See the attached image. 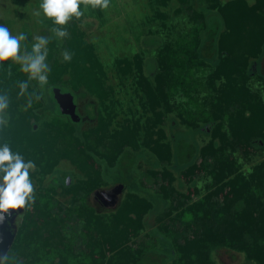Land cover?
<instances>
[{"label":"rangeland","instance_id":"rangeland-1","mask_svg":"<svg viewBox=\"0 0 264 264\" xmlns=\"http://www.w3.org/2000/svg\"><path fill=\"white\" fill-rule=\"evenodd\" d=\"M233 1L109 0L108 9L81 4L84 14L73 17L64 26L69 38L50 41L47 59L51 70L48 84L40 90L45 93L48 106L55 105L54 89L47 88L51 82L70 88L77 96L81 117L77 128L81 137L89 141V150L101 160L99 164L85 154L77 132L61 133L50 125L55 117L53 111L35 108L41 118H32L29 128L25 117L32 105L27 106L28 94L18 95V82L26 78L0 75V93L7 91L11 98L9 124L0 131V145L7 141L12 151L34 161L36 169L30 173L47 163L51 170L41 183L33 181L34 195L53 199V211L58 213L53 217L51 212L33 206L23 215L8 217L15 235L10 251L18 241L20 253L33 264H131L144 245L143 236L157 231L162 239L174 245L173 250L163 245L156 251L159 264H264V206L251 200L253 194L246 189L249 181L221 191L223 184L218 176L224 170L231 172L232 168L245 176L255 171L258 175L250 179L264 180V168L261 169L264 148L259 149L253 143L258 148L254 150L246 143L252 129L242 126L246 123L242 118L233 117L230 136L221 138L217 131L212 136L213 123L190 130L174 114L165 113L155 92L159 46L184 29H196L203 38L204 17L209 27L220 23L223 14L219 6L223 5L230 6L225 9V16L229 17L224 18L223 33L227 36L221 58L225 60L219 70L214 69L213 76L221 86L226 83L234 90L227 103L232 114H238L248 101L256 103L257 91L247 87L245 70L252 78L258 76V83L261 81L257 55L258 42L264 37H257L254 30L264 28V10L248 8L256 6V0ZM39 3L40 0H0V24L9 27L13 34L26 33L29 44L35 35L51 36L49 29L57 25L43 15L34 14ZM235 25L242 32L233 29ZM65 50L73 54L71 62L63 61ZM259 85L255 84V89ZM28 93H33L30 88ZM255 123L249 122L252 127ZM214 138L227 148L223 155L219 152L215 156L216 149L211 147ZM181 142L184 145L179 148ZM189 145L206 149L205 156L200 155L190 166L179 157ZM171 148L175 159L171 160L169 154L170 160L165 158L162 163L158 151L171 153ZM230 153H235V157L231 158ZM116 160L118 164L114 167ZM221 167L225 169L215 173ZM66 174L72 179L69 189L63 181ZM89 175L94 178L95 187L99 186L97 191L127 185L114 208L104 207L94 196L96 191L86 200L94 212L84 208L86 189L82 184L90 179ZM234 189L235 194H245V210L238 214L241 231L247 232V238L252 236L249 241L239 236L241 231L234 224L238 218L230 203L235 197L231 194ZM130 191L146 196L153 203L139 238L132 236L133 228L127 226L124 202ZM190 207L197 213L193 221L182 216ZM133 218L138 222L136 216ZM203 237L204 242L235 237L232 241L236 249L220 248L208 260L204 245L199 247ZM237 248L245 250L240 252Z\"/></svg>","mask_w":264,"mask_h":264},{"label":"trees","instance_id":"trees-1","mask_svg":"<svg viewBox=\"0 0 264 264\" xmlns=\"http://www.w3.org/2000/svg\"><path fill=\"white\" fill-rule=\"evenodd\" d=\"M238 2L244 3L246 1L239 0ZM255 4L256 6H248V8L254 10L259 8L261 10H264V0H256ZM229 7L230 6H219V9L222 11L223 15H220L221 22L216 23L215 26L213 24V26L209 27V22L206 19V16L204 17L205 19L203 20V22L201 21L205 24V35L203 38H201L200 33L197 32L196 29H184L183 31H180L173 39L167 40L159 46L157 51L158 78L156 80L155 92L158 93L159 98L163 103L165 113L174 114L176 117H178L181 124L190 130H198L202 124L213 123L214 128L212 136L217 131V133L220 134V137L223 138L225 135L230 136L232 134L233 117H240V119L242 118V121L244 120V122H246L245 124L242 123V126L245 128L252 129L248 133V135L246 134L248 139V142L246 143L247 145H250L254 150H258V148H255V146H253V143L256 146H260L259 149L264 148V143H261V139L264 141V39L258 42L259 51L257 55L260 56L259 69L261 72V81L258 83L256 80H260L259 77L257 76L252 78L247 74V68L245 70L246 82H248L249 84V86L247 87L253 88L255 91H257L256 103H254V101L251 102L252 100L248 101L247 104L245 103L244 107L240 111H238V114H232L233 112L229 110L230 106L227 105V103L229 104L230 102L228 95L232 94L234 90L232 89V87L228 88V84L226 83L224 86H221V82L213 76V71L215 72V70H219L225 60L221 58V52L224 48V39L227 36L223 33L224 26L226 25L225 19L226 17H229L228 15L225 16V9ZM247 18L248 17L244 16L243 19L247 20ZM238 28L235 25L233 29ZM263 29L254 30V33L257 35V37H264ZM239 30L240 32H242L241 27L239 28ZM230 36H232V34ZM0 75L14 79H18L19 77H22V79H27L26 74L21 73L19 71L18 66L12 68V74L10 76L8 75L7 71L3 69H0ZM255 84H260L259 88L255 89ZM29 88L31 89V92H35V94L39 95L41 98L39 100H36L35 96H33L34 102L32 104V110L28 111V115L27 117H25L28 127L30 128V126H32L33 124L32 118L38 120H40L41 118L34 112L35 108H37L38 110H40V108H43L44 110H51L55 113V117L51 121L50 125L59 130L61 133L74 134L77 132V135L79 137L78 140L85 154L92 158L98 164L101 163V160H99L98 157L89 150V141L81 137L82 134L79 133L77 128L81 124L74 123L68 116H63L60 112L58 104L55 101V98L52 100L57 110H53L54 106L52 105L48 106L46 104L47 102H45V93L41 92L40 86L35 81L31 82ZM47 88H60L62 92H71L73 94L70 88L61 84H57L55 82H51ZM77 102L78 98L77 96H75V103L77 104ZM251 121H255L257 123H255V125H253L252 127L249 124V122ZM244 132L245 131L243 130V134ZM183 145L184 144L182 142L179 143V148ZM211 147L216 149L215 156L219 152H222L223 155L225 150L227 149L226 147L222 146V142H220V140L218 144L217 138H214ZM159 151L157 155L160 161L162 160V163H164L165 158L170 160V155L171 160L172 158L175 159L176 157L172 148L171 153H168L167 150H161L160 152ZM205 154L206 149L201 150L197 145H189L187 150L185 151V154L183 156L179 154V157L180 160H182V163H186L185 165L190 166L195 160H197V157H199L200 155L204 157ZM230 154L231 158L235 157V153ZM117 164L118 160H116V164L114 165V167H116ZM232 165L233 167H236L234 164ZM263 168L264 165L261 166V169ZM221 169L225 168L221 167L215 173L220 172ZM50 170L51 169L48 167L47 163L42 164L39 166V169L35 171V173H30V179L32 180V182L34 180H39V182L41 183L47 176V174L50 172ZM230 170L231 172L229 170H224L218 175L219 180L223 184L220 190L225 191L226 188H235L238 183H248L246 189L249 190V194H253L250 195L251 200L253 199L264 206V180H261L259 182L250 179V177L253 178L255 175L257 176L258 173L254 171L253 173L250 172L249 176H245L241 172H235L232 168H230ZM68 177H70L69 174L63 176L64 185L67 189H69L72 185L71 182V185H69L68 187ZM212 180L213 182H215V177H213ZM246 180L250 182V185L249 182L246 183ZM94 183V178L91 179L90 176V179L88 181L83 182L82 184L86 189V192L83 197V205L84 208L89 212H94V208L89 205L86 200L92 195V192L97 191L96 189L99 187H95ZM122 185H124L125 191L127 185ZM260 186L262 189H260ZM235 190L236 189L231 192V194L235 197L234 200H230V203L232 208L234 209V211H236L238 215V218L234 221V224L241 231L242 221L240 215L243 213L246 206L245 199L243 198L245 194H235ZM160 195L170 205V201L165 198L162 194ZM35 197L36 200L33 206H39V208L43 212H51L53 217H57L58 213H55L53 211L55 205L53 204V199L50 200V197H42L41 199V197H37L36 195ZM226 202L227 201L225 200L224 204H226ZM124 207L127 212L128 218L127 226L130 228V230L133 228V231L131 230V235L135 238L138 236L139 238L142 231L144 230L143 228H146L145 217L153 209V203L146 196H143L135 191H130L127 194V198L124 202ZM164 214L165 212L161 214L160 217ZM183 215L185 218L188 217V219L192 221L193 219L197 218L196 209L194 207L188 208V211L184 210L182 212V216ZM134 216H136L138 221L136 223L134 222L136 220L135 218H133ZM28 220L29 217L25 218L26 222ZM246 233L247 232L241 231L239 233V236L242 237L244 241H249L252 236L248 232L250 238H247ZM143 238L144 245L143 247L141 246V248L138 249L137 252L139 255L135 257L131 264H159L158 262L160 261V257L155 255L156 251H158L163 245H166L172 250L174 249L173 243L169 242L166 239H162L157 233V231L155 233L148 232L146 234V237L143 236ZM234 238L235 237H231L230 240L223 241H214L212 239H207L204 242L203 237V239H200L199 247L204 245L203 251L206 252L207 259L210 260L214 251L220 248L227 247L230 250H235L236 248L234 247V245L236 243L232 241ZM17 244L18 241L9 253L18 256L21 259L22 264H33L30 258H26V256H23L20 253L21 250L18 248ZM237 250L240 252H244L245 249L237 248ZM253 264L261 263L255 262Z\"/></svg>","mask_w":264,"mask_h":264},{"label":"clouds","instance_id":"clouds-1","mask_svg":"<svg viewBox=\"0 0 264 264\" xmlns=\"http://www.w3.org/2000/svg\"><path fill=\"white\" fill-rule=\"evenodd\" d=\"M81 4L91 5L93 9L109 8V0H40L39 10L34 14L43 15L59 27L53 26L49 29L51 36L35 35L30 44L26 42V33L13 34L9 27L0 24V69L6 70L10 76L12 68L18 66L19 71L26 74L27 79L18 82V95L23 97L28 94V107L32 105L33 96L36 100L41 98L35 92L28 93L31 82L35 81L40 88L48 84L51 70L47 59L50 41L53 38H69V32L64 26L68 25L73 17L80 18L84 14L80 9ZM62 56L64 62H71L73 54L65 50ZM10 105L9 93H0V131L9 124ZM35 169V162L26 160L19 152L12 151L9 142L5 141L0 145V223L14 214L23 215L33 207L36 197L30 171ZM17 209H23L24 212L17 213ZM0 264H22V261L16 255L0 252Z\"/></svg>","mask_w":264,"mask_h":264},{"label":"water","instance_id":"water-1","mask_svg":"<svg viewBox=\"0 0 264 264\" xmlns=\"http://www.w3.org/2000/svg\"><path fill=\"white\" fill-rule=\"evenodd\" d=\"M54 98L59 106L60 112L63 116H68L74 123H80L81 117L78 114L75 103V96L71 92H62L60 88H54ZM67 185H71V178H67ZM124 185L119 184L111 190H99L94 193L97 200L106 208H114L118 204L119 195L123 192ZM6 215V214H5ZM15 235L12 232L8 217L3 223H0V252L9 253Z\"/></svg>","mask_w":264,"mask_h":264},{"label":"crops","instance_id":"crops-1","mask_svg":"<svg viewBox=\"0 0 264 264\" xmlns=\"http://www.w3.org/2000/svg\"><path fill=\"white\" fill-rule=\"evenodd\" d=\"M231 1H233V0H231Z\"/></svg>","mask_w":264,"mask_h":264},{"label":"flooded vegetation","instance_id":"flooded-vegetation-1","mask_svg":"<svg viewBox=\"0 0 264 264\" xmlns=\"http://www.w3.org/2000/svg\"><path fill=\"white\" fill-rule=\"evenodd\" d=\"M78 103V102H77Z\"/></svg>","mask_w":264,"mask_h":264}]
</instances>
